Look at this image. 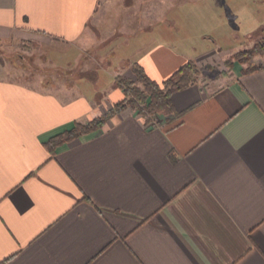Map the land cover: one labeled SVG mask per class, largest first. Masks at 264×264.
Here are the masks:
<instances>
[{"label":"crops","instance_id":"crops-1","mask_svg":"<svg viewBox=\"0 0 264 264\" xmlns=\"http://www.w3.org/2000/svg\"><path fill=\"white\" fill-rule=\"evenodd\" d=\"M262 39L264 0H0V41L60 73L0 75V264H264V56L225 66ZM189 61L222 70L158 126L115 110L135 64Z\"/></svg>","mask_w":264,"mask_h":264},{"label":"trees","instance_id":"trees-1","mask_svg":"<svg viewBox=\"0 0 264 264\" xmlns=\"http://www.w3.org/2000/svg\"><path fill=\"white\" fill-rule=\"evenodd\" d=\"M264 56V39L258 41L252 48L241 50L226 60V65L232 67L235 62L248 63L255 56ZM133 72L136 79L126 76L119 77L118 85L124 92V99L116 103L115 110L121 111L128 104L139 107L144 117L149 119L148 114H171L174 112L171 97L173 93L197 84L198 66L189 61L163 83L152 80L144 68L135 64ZM103 120H95L90 124H76L71 130L64 131L51 138L47 143L49 150H55L58 146L79 139L101 127ZM171 157H174L171 154Z\"/></svg>","mask_w":264,"mask_h":264},{"label":"rangeland","instance_id":"rangeland-1","mask_svg":"<svg viewBox=\"0 0 264 264\" xmlns=\"http://www.w3.org/2000/svg\"><path fill=\"white\" fill-rule=\"evenodd\" d=\"M43 44H36L26 41H0V75L28 76L29 74H38L39 71L46 72L49 80H56L60 74L49 67L52 62L56 61L54 56L50 55L48 49ZM252 48V47H251ZM250 49V48H249ZM245 50V49H244ZM241 51V50H240ZM60 57L59 55H57ZM255 58V57H254ZM252 58L250 62L254 59ZM61 59V58H59ZM48 60V63L44 62ZM248 62V63H250ZM50 63V64H49ZM226 68H230L226 65ZM199 68V66H198ZM67 72L68 69H62ZM221 67L199 68L197 81L208 82L214 80L221 73ZM157 118V117H156Z\"/></svg>","mask_w":264,"mask_h":264},{"label":"built area","instance_id":"built-area-1","mask_svg":"<svg viewBox=\"0 0 264 264\" xmlns=\"http://www.w3.org/2000/svg\"><path fill=\"white\" fill-rule=\"evenodd\" d=\"M148 117L150 118V119H152V124L154 125V126H158V124H160V121H159V119L158 118H156V117H153L152 115H150V114H148Z\"/></svg>","mask_w":264,"mask_h":264}]
</instances>
